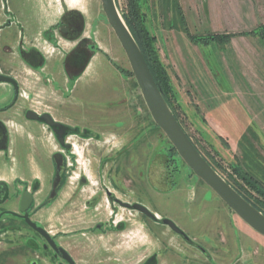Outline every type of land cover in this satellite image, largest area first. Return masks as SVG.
Segmentation results:
<instances>
[{
	"label": "rangeland",
	"instance_id": "1",
	"mask_svg": "<svg viewBox=\"0 0 264 264\" xmlns=\"http://www.w3.org/2000/svg\"><path fill=\"white\" fill-rule=\"evenodd\" d=\"M63 1L68 9L78 10L84 18L90 38L89 53L90 56L97 54L95 61L100 67L76 81L64 104L59 87L64 86L65 78L59 55L51 62L58 88H44L38 76H26L28 80L22 82L24 90H31L35 95L39 104L34 106L39 110L44 100L51 97L57 102L58 119H67L73 127L102 134L85 141L76 137L70 139L77 161L65 194L73 191L80 174H85L90 182L83 189L88 196L101 185H107L110 176L115 174L120 181L121 198L128 200V190L135 187V192L146 198L151 210L171 220L190 236H203L201 229L209 223L219 224L223 231L231 229L238 235H254L182 163L177 164L178 174L171 179L175 187L166 188L171 187L167 179L169 170L165 168L170 144L150 119L130 75L127 59L107 25L100 0H37L40 10L46 13L41 17L46 19L41 28L53 23L54 16L59 17L64 10ZM115 3L120 15L128 17L132 23L131 5L138 4L144 29L155 40L153 48L169 77L173 90L169 98L177 121L202 155L237 187L241 186L238 170L264 182V35L262 29L254 30V34L237 33L246 27L243 13L246 2L115 0ZM13 7L21 10L18 0H14ZM40 10L37 7L36 12L42 14ZM214 35L228 36V39L208 44L192 41V37ZM256 37L258 40H253ZM96 47L99 53L91 51ZM45 49L50 60L54 51ZM70 88L68 85L67 89ZM115 128L120 130V138L113 134ZM22 132L19 128L15 135L21 137ZM40 137L48 143L46 150L52 152L50 136L42 130ZM125 137L130 138L131 146H123L127 143ZM130 159L135 165L131 169ZM129 169L136 174L135 182L126 172ZM149 172L153 177L151 183H147L144 176ZM125 235L129 239H121L120 251L148 243L141 223L137 222L132 232ZM200 240L204 241L201 237ZM96 247L79 251L85 254L87 250L89 256H93L99 251Z\"/></svg>",
	"mask_w": 264,
	"mask_h": 264
},
{
	"label": "flooded vegetation",
	"instance_id": "2",
	"mask_svg": "<svg viewBox=\"0 0 264 264\" xmlns=\"http://www.w3.org/2000/svg\"><path fill=\"white\" fill-rule=\"evenodd\" d=\"M18 1L20 11L13 7L14 0H0V175L3 176L0 178V264H264V236L240 220L199 180L170 143L165 168L169 170L167 179L171 187L166 188L175 187L171 179L178 174L177 164L182 163L254 235H238L231 229L223 231L217 223H209L201 229L203 236H190L151 210L135 187L128 190V200L121 198L120 181L115 174L91 196L83 192L90 182L85 174H80L73 191L65 194L77 161L70 139L85 141L102 134L73 127L67 119H58L57 102L51 97L41 104L46 110L40 108V111L34 106L39 104L35 95L24 90L22 80H28L26 76H38L44 88H58L51 62L59 55L65 78L64 86L59 87L64 104L95 53L90 56V38L78 10L68 9L63 1L64 10L59 17L54 16L53 23L41 28L46 22L41 17L46 13L40 10L37 0ZM37 7L42 14L36 12ZM45 47L54 51L50 60ZM93 50L100 52L98 47ZM19 128L23 131L21 137L15 135ZM42 130L51 138L52 152L46 150L48 143L40 137ZM112 131L121 137L118 128ZM125 138L127 143L123 146H131L130 138ZM192 144L218 175L264 216V182L238 170L241 186L237 187ZM131 161L130 169L135 167ZM130 169L126 172L135 182L136 174ZM137 175L139 178L140 174ZM144 176L151 183L150 172ZM137 222L141 223L148 243L128 251L118 250L121 239H129L125 234L131 233ZM95 246L99 250L97 255L89 256L87 250ZM82 249H87L85 254L79 251ZM138 256L140 260L134 261Z\"/></svg>",
	"mask_w": 264,
	"mask_h": 264
},
{
	"label": "water",
	"instance_id": "3",
	"mask_svg": "<svg viewBox=\"0 0 264 264\" xmlns=\"http://www.w3.org/2000/svg\"><path fill=\"white\" fill-rule=\"evenodd\" d=\"M107 25L116 37L130 67L144 105L152 122L159 128L187 168L201 180L240 220L252 230L264 236V216L248 204L206 162L194 147L170 106L165 101L145 62L140 48L120 15L115 0H100ZM34 119L36 117H29ZM48 125L52 122L43 117ZM140 209V208H139ZM147 215L149 213L143 209ZM168 225L176 230L172 223Z\"/></svg>",
	"mask_w": 264,
	"mask_h": 264
},
{
	"label": "trees",
	"instance_id": "4",
	"mask_svg": "<svg viewBox=\"0 0 264 264\" xmlns=\"http://www.w3.org/2000/svg\"><path fill=\"white\" fill-rule=\"evenodd\" d=\"M131 6L132 12L134 13L133 23L128 17H123V19L125 20V23L128 29L130 30L132 36L136 40L156 85L160 88L165 101L170 106L176 118V115L170 103L171 99L169 98V96H173V90L165 68L159 61L158 55L153 48V43L155 42V40L151 38L148 32L144 29L143 16L140 14L138 4L133 3ZM227 39L228 36L224 37L221 35L207 36L205 38L192 37V41L202 42L204 44H208L209 41H226ZM130 75L132 76V74Z\"/></svg>",
	"mask_w": 264,
	"mask_h": 264
},
{
	"label": "crops",
	"instance_id": "5",
	"mask_svg": "<svg viewBox=\"0 0 264 264\" xmlns=\"http://www.w3.org/2000/svg\"><path fill=\"white\" fill-rule=\"evenodd\" d=\"M247 4L245 9L243 10L245 21L246 22L244 27V31H237V33H248V34H254V30H261L263 31L264 35V0H244ZM235 2V1H234ZM232 7H234L232 2ZM235 16V14H234ZM243 30V29H242ZM255 37V36H254ZM253 40H258V38H253ZM96 55H94L89 62L84 74H89L91 72L94 73L96 69L100 67L98 65V62L95 61ZM248 59L246 58L245 62L247 64ZM247 64L246 66H248ZM121 102H125V99L120 100Z\"/></svg>",
	"mask_w": 264,
	"mask_h": 264
}]
</instances>
